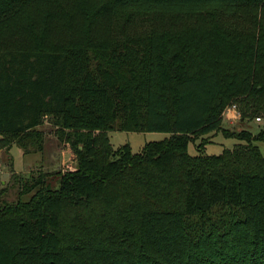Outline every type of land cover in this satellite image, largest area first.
<instances>
[{
	"label": "trees",
	"instance_id": "1",
	"mask_svg": "<svg viewBox=\"0 0 264 264\" xmlns=\"http://www.w3.org/2000/svg\"><path fill=\"white\" fill-rule=\"evenodd\" d=\"M232 103L264 117V0H0V148L42 150L49 116L76 161L0 197V264H264V127Z\"/></svg>",
	"mask_w": 264,
	"mask_h": 264
},
{
	"label": "rangeland",
	"instance_id": "2",
	"mask_svg": "<svg viewBox=\"0 0 264 264\" xmlns=\"http://www.w3.org/2000/svg\"><path fill=\"white\" fill-rule=\"evenodd\" d=\"M227 110V112H226ZM230 111V112H229ZM222 125L227 129L238 130L248 129L256 132L264 127V117L260 120L256 118L241 119L240 115L232 109L226 107L222 113ZM43 133V149H34L29 145V151L24 152L23 148L16 142L10 147L0 148V191L7 202H15L18 198L26 201L30 198L35 188L19 192L20 179L30 178L31 175L37 176L44 174L47 184L50 188H57L59 185V176L55 173L57 170L73 168L76 165L74 154L69 144L56 134V125L49 116H45L40 125ZM113 147L128 142L132 151H138L144 142L153 139H160L167 136L164 131H125L120 129H109L106 131ZM241 141L233 136H226L221 131L202 134L190 141L188 149L191 153H219L223 148H231L234 143ZM201 143V144H199ZM264 152V141H254ZM196 145H199L197 147Z\"/></svg>",
	"mask_w": 264,
	"mask_h": 264
},
{
	"label": "built area",
	"instance_id": "3",
	"mask_svg": "<svg viewBox=\"0 0 264 264\" xmlns=\"http://www.w3.org/2000/svg\"><path fill=\"white\" fill-rule=\"evenodd\" d=\"M228 107H232V109L235 110L239 114V111H238L235 103H232V104L228 105L227 108ZM255 118H256V120H260V117L259 116H256Z\"/></svg>",
	"mask_w": 264,
	"mask_h": 264
},
{
	"label": "crops",
	"instance_id": "4",
	"mask_svg": "<svg viewBox=\"0 0 264 264\" xmlns=\"http://www.w3.org/2000/svg\"><path fill=\"white\" fill-rule=\"evenodd\" d=\"M226 112H227V110H226ZM230 112V111H229Z\"/></svg>",
	"mask_w": 264,
	"mask_h": 264
}]
</instances>
